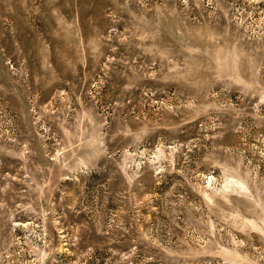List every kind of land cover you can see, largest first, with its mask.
<instances>
[{
    "label": "rangeland",
    "instance_id": "374dc122",
    "mask_svg": "<svg viewBox=\"0 0 264 264\" xmlns=\"http://www.w3.org/2000/svg\"><path fill=\"white\" fill-rule=\"evenodd\" d=\"M0 264H264V0H0Z\"/></svg>",
    "mask_w": 264,
    "mask_h": 264
}]
</instances>
